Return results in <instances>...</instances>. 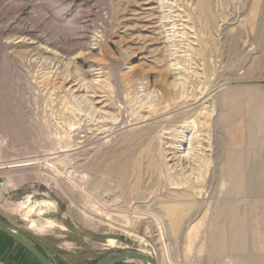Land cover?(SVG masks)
<instances>
[{"label":"rangeland","instance_id":"1","mask_svg":"<svg viewBox=\"0 0 264 264\" xmlns=\"http://www.w3.org/2000/svg\"><path fill=\"white\" fill-rule=\"evenodd\" d=\"M260 3L0 0V219L55 264H264Z\"/></svg>","mask_w":264,"mask_h":264},{"label":"water","instance_id":"2","mask_svg":"<svg viewBox=\"0 0 264 264\" xmlns=\"http://www.w3.org/2000/svg\"><path fill=\"white\" fill-rule=\"evenodd\" d=\"M0 233L11 239L26 250L39 264H55L52 254L39 244L27 240L23 234L0 219ZM125 262H138L140 264H154L146 256L137 252H119L102 258L97 264H122Z\"/></svg>","mask_w":264,"mask_h":264},{"label":"bare ground","instance_id":"3","mask_svg":"<svg viewBox=\"0 0 264 264\" xmlns=\"http://www.w3.org/2000/svg\"><path fill=\"white\" fill-rule=\"evenodd\" d=\"M176 150V149H175ZM176 152V151H175ZM171 154H173V158H175V154L174 153H171ZM180 158V157H179ZM187 158V156L186 155H184L183 157H181V163H183V161H185V159ZM153 161V160H152ZM186 161H187V159H186ZM112 165V164H111ZM120 164H118V163H115V168L117 169L118 167H116V166H119ZM178 165H179V162H178ZM106 166V165H105ZM113 166V165H112ZM161 166H162V164H161ZM176 167V166H175ZM184 167V166H183ZM123 168V167H122ZM153 168H155V170L157 169V170H159V167L156 165V163H153ZM162 168V167H161ZM119 169H120V167H119ZM150 169H151V167H150ZM186 169V168H185ZM118 170V169H117ZM127 170V169H126ZM156 170V171H157ZM162 170V169H161ZM182 170V169H181ZM128 171V170H127ZM184 171V170H183ZM100 172V171H99ZM101 172H102V170H101ZM122 173V172H121ZM125 173H127V172H125ZM118 175V174H117ZM120 175V174H119ZM124 174H122V176H123ZM155 176V175H154ZM118 178H120V177H118ZM156 178H158V177H156ZM121 180V179H120ZM158 181V180H157ZM75 184V183H74ZM73 184V185H74ZM76 185V184H75ZM78 185V184H77ZM81 186V185H80ZM85 191V190H84ZM95 193V192H94ZM85 194V193H84ZM86 195H87V197L88 198H92V199H94V196L92 195V194H89V193H86ZM98 197V196H97ZM142 197V196H141ZM99 199V198H98ZM98 199H97V201H98ZM96 201V200H95ZM108 203V202H107ZM111 204V203H110ZM100 208V207H99ZM103 208V207H102ZM117 213V212H116ZM234 218V217H233ZM152 221H153V223L155 224V226L157 227V229H158V232H159V237H160V239H164V228H165V224L161 221V219L160 218H152Z\"/></svg>","mask_w":264,"mask_h":264},{"label":"trees","instance_id":"4","mask_svg":"<svg viewBox=\"0 0 264 264\" xmlns=\"http://www.w3.org/2000/svg\"><path fill=\"white\" fill-rule=\"evenodd\" d=\"M4 240V241H3ZM1 243H6L7 245H11V246H14L16 247L17 249H19V252L21 253L20 254V257L18 259L19 263H21L22 259L25 260L24 258V255H30L26 250H24L22 247H20L19 245H17L15 242H13L11 239H9L8 237L4 236L3 234L0 233V244ZM11 246H8V247H11ZM11 249V248H10ZM23 254V255H22ZM22 255V256H21ZM31 256V255H30ZM36 264H38L37 262H35Z\"/></svg>","mask_w":264,"mask_h":264},{"label":"crops","instance_id":"5","mask_svg":"<svg viewBox=\"0 0 264 264\" xmlns=\"http://www.w3.org/2000/svg\"><path fill=\"white\" fill-rule=\"evenodd\" d=\"M261 10L260 12H262V22H263V29H264V0H261ZM194 238V237H192Z\"/></svg>","mask_w":264,"mask_h":264}]
</instances>
